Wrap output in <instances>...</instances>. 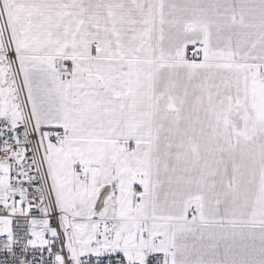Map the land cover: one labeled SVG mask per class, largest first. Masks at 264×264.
Instances as JSON below:
<instances>
[{
    "label": "snow or ice",
    "instance_id": "6c2138e0",
    "mask_svg": "<svg viewBox=\"0 0 264 264\" xmlns=\"http://www.w3.org/2000/svg\"><path fill=\"white\" fill-rule=\"evenodd\" d=\"M0 264H264V0H0Z\"/></svg>",
    "mask_w": 264,
    "mask_h": 264
}]
</instances>
